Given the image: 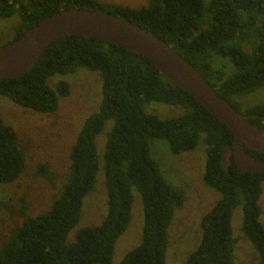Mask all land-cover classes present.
Segmentation results:
<instances>
[{"label":"trees","instance_id":"1","mask_svg":"<svg viewBox=\"0 0 264 264\" xmlns=\"http://www.w3.org/2000/svg\"><path fill=\"white\" fill-rule=\"evenodd\" d=\"M82 7L107 12L132 22L165 41L185 59L208 85L236 110L251 114L259 128L264 105L240 110L234 97L264 84V0H147L130 8L98 0H0V18L13 12L24 28L59 9ZM207 14V26L198 22ZM11 39V40H12ZM83 67L100 74L97 110L88 114L67 151V168L48 208L23 216L0 241V264H111L115 239L130 216L131 188L140 195L142 225L140 241L127 250L117 264H164L166 229L173 209L184 196L167 183L149 156L150 139H163L172 154L191 150L201 133L205 160L201 181L218 198L200 218L197 245L181 264H233L230 231L231 210L240 205L241 232L264 264V227L258 220L257 199L264 171H238L231 158L232 135L199 102L162 76L146 57L121 46L80 34L52 40L26 73L0 79V95L37 113H52L68 84L59 80L51 87L48 78ZM177 105L184 112L158 118L143 110L145 102ZM103 186L106 211L98 224L83 226L67 241L68 231L79 217L82 197L91 189L97 160L94 138L104 121ZM226 165H221L225 149ZM252 158L263 153L243 145ZM26 168L23 149L12 128L0 118V184L15 180ZM37 171L49 175L47 165Z\"/></svg>","mask_w":264,"mask_h":264},{"label":"rangeland","instance_id":"2","mask_svg":"<svg viewBox=\"0 0 264 264\" xmlns=\"http://www.w3.org/2000/svg\"><path fill=\"white\" fill-rule=\"evenodd\" d=\"M119 3L138 8L145 6L147 0H98ZM204 5L208 0H201ZM207 14L198 22L200 29L207 26ZM20 24V16L15 11L9 17L0 18V45L10 41ZM63 80L68 84V94L59 97L57 108L52 113H37L14 104L0 95V118L12 128L18 145L23 149L26 161L24 171L12 182L0 184V241L11 226L17 224L23 216L34 215L46 210L54 198L59 181L67 168V151L83 119L97 110L100 99V74L78 67L75 71L53 74L48 84ZM239 109L253 105H264V84L253 91L234 97ZM146 113L158 118L179 115L184 109L177 105L149 101L143 104ZM112 125L105 120L101 131L94 138L97 169L91 189L82 197L79 217L68 231L66 240H73L74 231L83 226L98 224L106 211V196L103 186V149L106 132ZM200 133L195 146L188 151L172 154L163 139L148 140V153L157 163L163 179L183 193L180 206L173 209L171 220L166 229L167 243L164 251V264H181L187 254L197 245L200 236L199 221L209 210L218 193L203 185L205 152ZM228 149H225L221 165H226ZM46 164L49 175L37 171L39 164ZM257 199L260 208L258 220L264 227V180ZM132 200L130 216L125 229L115 239L111 255V264H117L124 253L140 241L142 211L140 195L131 188ZM23 214L20 213L21 206ZM230 231L234 239L232 245L233 264H258L257 253L241 232V208L235 206L230 213Z\"/></svg>","mask_w":264,"mask_h":264},{"label":"water","instance_id":"3","mask_svg":"<svg viewBox=\"0 0 264 264\" xmlns=\"http://www.w3.org/2000/svg\"><path fill=\"white\" fill-rule=\"evenodd\" d=\"M80 34L121 46L149 59L166 79L199 102L232 135L230 151L238 171H264V156L250 157L243 145L264 155V128L253 125L251 114L236 110L220 97L197 71L171 46L140 26L96 9L68 7L24 28L16 38L0 45V79L29 71L54 39ZM264 123V118L256 115Z\"/></svg>","mask_w":264,"mask_h":264}]
</instances>
